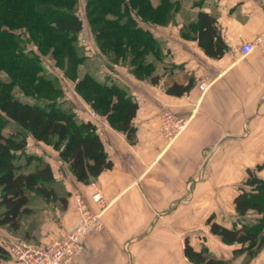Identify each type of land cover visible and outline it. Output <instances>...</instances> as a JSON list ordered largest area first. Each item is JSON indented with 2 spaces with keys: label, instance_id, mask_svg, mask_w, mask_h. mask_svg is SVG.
Returning <instances> with one entry per match:
<instances>
[{
  "label": "crops",
  "instance_id": "crops-1",
  "mask_svg": "<svg viewBox=\"0 0 264 264\" xmlns=\"http://www.w3.org/2000/svg\"><path fill=\"white\" fill-rule=\"evenodd\" d=\"M80 2L85 9L86 0ZM200 11L216 19L226 44L220 56L208 55L189 30ZM157 28V39L172 42L162 47L175 64L172 72L165 73L166 64L160 63L154 83L125 72L129 64H115L118 85L138 103L132 139L106 116L93 121L113 166L85 183L55 150L40 155L63 200L39 196L38 207L29 203L28 237L40 244L59 237L77 220L74 195L81 194L92 211L102 213L103 227L86 239L79 264H198L185 254L187 238L195 249L205 247L217 257L240 247L212 234L207 220L214 216L231 227L236 194L249 169L264 163V52L240 51L264 30V0H175V27ZM190 80L182 94L166 92L167 82ZM165 106L186 120L172 140L160 129ZM88 109L86 103V119ZM257 173L264 178V168ZM92 182L103 205L93 199ZM0 264L21 263L9 256ZM228 264H264V246L253 257L241 253Z\"/></svg>",
  "mask_w": 264,
  "mask_h": 264
},
{
  "label": "trees",
  "instance_id": "trees-1",
  "mask_svg": "<svg viewBox=\"0 0 264 264\" xmlns=\"http://www.w3.org/2000/svg\"><path fill=\"white\" fill-rule=\"evenodd\" d=\"M78 7L79 0H0V70L7 71L12 78L11 81L0 79V111L36 140L54 138L61 159L69 164L79 181L88 183L113 166L97 126L88 119L79 121L75 113L56 104L43 106L22 101L13 89L15 85L27 91L35 86L36 89L39 86L53 89L49 79L37 73L38 60L18 49L20 41L16 34L20 29L31 35V40L40 47H52L55 55L69 57L72 69L84 61L76 45V36L84 26ZM85 9L99 46L111 59L128 63L136 76H151L157 83L160 76L153 74L154 64L149 55L158 53L159 42L145 25L168 23L174 17L175 5L169 0L158 4L151 0H86ZM190 29L208 55L217 57L224 53L226 44L212 15L200 11L198 20L189 25ZM77 80V88L91 106L132 139L138 103L128 90L116 83H102L91 73ZM191 84L192 80L186 84L169 81L166 92L182 94ZM26 144L24 137L6 135L0 129V226L14 232L21 228L23 217L32 211L29 207L31 192L47 200L63 198L58 196L48 162L33 157L38 159V165L31 170L27 169L28 163H18L19 152ZM261 168L259 164L255 170L249 169L243 187L234 198L236 213L241 218L231 227L219 223L214 216L207 220L212 234L226 244H239L233 251L246 252L250 258L264 246V178L257 174ZM248 216L252 222L245 220ZM8 254L0 243V259L9 257ZM185 254L198 264L233 261V258L217 257L205 247L195 249L188 238Z\"/></svg>",
  "mask_w": 264,
  "mask_h": 264
},
{
  "label": "rangeland",
  "instance_id": "rangeland-1",
  "mask_svg": "<svg viewBox=\"0 0 264 264\" xmlns=\"http://www.w3.org/2000/svg\"><path fill=\"white\" fill-rule=\"evenodd\" d=\"M151 1L154 4H158L161 0H151ZM169 1H171L172 4L175 5V0H169ZM78 13L83 19L84 26H83V30L79 32L78 35L76 36V45L79 49V54L81 55V57H83L84 61L81 64H79L77 68H75L74 66L72 69L71 68L72 65L70 66V63L68 62L69 57L63 58L60 55H55V53L52 51L53 50L52 47H40L35 40L34 41L31 40L32 39L30 38L31 35L25 33V30L20 29L16 34L17 38L20 41V47L18 49L20 51H23L25 54L34 56L38 60V62L40 63L39 66L40 68L37 73L42 76L44 75L46 78H48L49 81L51 82V87L53 89L49 90L45 86H39L38 89H36L37 86H35L34 89L27 91L21 89L19 85L13 86V89H14V94L17 97H19L22 101L29 103H38L43 106H51L53 104H56L62 109L75 113L76 118L79 121L85 120L86 119L85 117H87L85 116L87 113L84 110L85 104L87 103V105L89 106L88 111L94 110L97 115L96 118H93L89 111L88 120H91L92 122L93 121L97 122L98 117H103L105 115L102 114L100 111H98L96 108L92 107L91 104L84 98L83 93L77 88V81H78L77 79L83 78V76L86 73H91L92 75H94V77H96V79H98V81L101 78L104 80L112 81L111 83L114 82L117 83L118 71L115 70L114 77H111L109 76L108 73L109 71L107 70V66L111 65L115 67V64H121V63L124 64V62L120 60L112 61L110 55L107 54L99 46L95 33L92 30L91 25L88 21V17L86 15V9H84L83 6H81L80 0H79ZM148 23L149 24L145 26L151 29L153 32H160L158 31L157 27L166 29V27L168 28L171 24L172 27H175V13H174V17L166 24L155 25L152 22H148ZM158 42H159L158 47H160V50L158 51L157 54L151 53L149 55V60L150 58L153 59V61L150 60L154 64L153 74L160 76L159 73L157 74V71H160V63L163 62L164 64H166L164 65V69H163V71L165 70V73H167L169 70H171L172 72V70L175 69V64H173L172 60L168 57L166 53L164 54L162 50V47H172V42L165 36H160ZM126 69L127 70H125V72L132 73L130 68H126ZM136 77L141 78L142 81L145 80L146 78H151V76H147V77L136 76ZM0 79L3 81H11L12 78L7 71L0 70ZM169 109L172 110L171 108ZM0 129L6 135H12L13 137H17L18 139L23 137L26 139V143H27L26 147L22 152H19L18 155L19 159L17 161L24 162L25 165L28 163V166L32 169L38 165V159L33 157H39L40 160L45 161L43 157L40 156L41 154L47 152L49 153V151L52 152L53 150L59 153V150L56 149L54 146V138L49 139L47 141L36 140L29 131H25L22 128H20L17 124H15L13 121L8 119L1 111H0ZM255 167L253 168L254 170ZM261 167L264 168V163L261 164ZM245 187L247 188L249 186H245ZM38 200H39V196L31 192L30 205L32 207H38L39 205V203H37ZM33 214H35V211L33 212ZM249 217L251 216H248L247 218H245V220L247 221L250 220L249 222H252V219H250ZM231 218L230 220H232ZM238 218H241V216L240 215L234 216L235 221ZM22 220H23L22 228H20L18 231L15 232L8 229V227L6 226H0L3 228L6 227L4 228L6 229V231L0 230V235L1 233H8V234L11 233L17 237L31 241V239L28 237L29 232L27 226L31 220H29L28 216L23 217ZM1 238L2 237H0V239ZM243 253L246 254V258H250L246 252ZM8 255L11 256L10 253ZM238 255L239 253L237 252L229 251V255L224 256L223 258L226 260H230Z\"/></svg>",
  "mask_w": 264,
  "mask_h": 264
},
{
  "label": "built area",
  "instance_id": "built-area-1",
  "mask_svg": "<svg viewBox=\"0 0 264 264\" xmlns=\"http://www.w3.org/2000/svg\"><path fill=\"white\" fill-rule=\"evenodd\" d=\"M254 49L264 52V30L252 41L244 42L240 46L243 55H247ZM109 76L114 77L115 67L108 65ZM102 83H111L109 80H100ZM204 84H202V87ZM93 118L96 112L90 110ZM160 129L163 135L169 139H174L180 134L186 123L185 119L179 117L166 106L161 111ZM93 199L103 205V196L96 182L91 183ZM75 209L77 220L68 227L59 237L47 244H40L17 237L13 234L1 233L0 243L8 250L10 255L21 264H79L76 261L84 248V244L89 235L103 227L102 213L92 211L81 194L76 193Z\"/></svg>",
  "mask_w": 264,
  "mask_h": 264
}]
</instances>
